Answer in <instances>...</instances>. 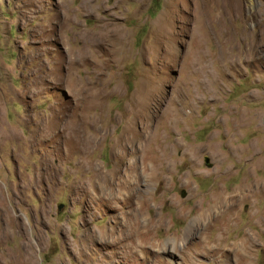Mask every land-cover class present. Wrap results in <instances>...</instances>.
I'll return each mask as SVG.
<instances>
[{
  "label": "rangeland",
  "instance_id": "1",
  "mask_svg": "<svg viewBox=\"0 0 264 264\" xmlns=\"http://www.w3.org/2000/svg\"><path fill=\"white\" fill-rule=\"evenodd\" d=\"M255 182L264 0H0V264H26L28 245L32 264H264Z\"/></svg>",
  "mask_w": 264,
  "mask_h": 264
},
{
  "label": "bare ground",
  "instance_id": "2",
  "mask_svg": "<svg viewBox=\"0 0 264 264\" xmlns=\"http://www.w3.org/2000/svg\"><path fill=\"white\" fill-rule=\"evenodd\" d=\"M227 5H232L233 6V4H229V3H227V2H224L223 3V6H227ZM228 7V6H227ZM222 8H224V7H222ZM230 9V8H229ZM229 12H231L230 10H229ZM232 13V12H231ZM85 90V89H84ZM84 92V91H83ZM82 95H83V93H81ZM90 94V93H89ZM86 95V94H85ZM89 96V95H88ZM83 98V97H82ZM78 101V100H77ZM81 101V100H80ZM83 103V102H82ZM175 111H176V107H174L173 108ZM84 115V114H83ZM83 115H79V116H77V119H76V121L77 122H75V125H73L72 126V128H79V122H81V121H84V120H86V119H84L85 118V116H83ZM242 119V118H241ZM65 127V126H64ZM63 127V128H64ZM71 128V127H70ZM70 130V129H69ZM80 132V131H79ZM68 139H72V141H74L75 143L77 142V143H80L79 142V137H77L76 135H70L69 136V138ZM121 143V142H120ZM259 161V160H258ZM130 166H131V164H130ZM126 168V167H125ZM132 168V167H131ZM116 170V169H115ZM118 170H119V168H118ZM129 171H130V169H129ZM142 171V170H141ZM145 171V170H144ZM114 172V171H113ZM119 172V171H118ZM115 173V172H114ZM129 173V172H128ZM127 173V174H128ZM152 173V172H151ZM126 174V175H127ZM95 176H96V178H95V180H97V182H96V184H97V187H98V189H100L101 191H105V189H108V185L109 186H111V185H113V187L115 186V185H117L115 182H114V178L113 177H108V178H104L103 179V175H102V173L101 172H97L96 174H95ZM119 176V175H118ZM116 176L115 178L116 179H118V185H121V184H123V183H126L127 182V180H129V178L127 177V176ZM153 176V175H152ZM253 186H255L256 187V189L258 190V191H261V190H263L264 191V183L263 184H259V187H258V184H257V182H255V184L254 185H252V187ZM249 188L250 187H245V186H239V187H236V188H234V189H232L227 195H219V196H217L216 198H214V199H212V201L210 202V206L206 209V210H204L203 212H201V213H199V215L197 216V217H194L193 219H192V221L189 223V226H188V228L186 229V231L184 232V235L185 236H189L190 234H192V235H198V236H201L202 237V233L205 231V229H207V227L210 225V223L211 222H213L214 220H216L218 217H220V216H222L223 214H225V213H227L228 211H230L231 209H233V207H234V209L236 208L235 206H237L238 205V202L241 200V199H243V198H245V197H248L249 196V194H251V192L249 193ZM77 189H79L81 192L82 191H85V187L83 186V185H78L77 186ZM97 189V190H98ZM130 189V188H129ZM242 190H244V192H242ZM119 193V192H118ZM121 193V192H120ZM132 193V192H131ZM86 194V193H85ZM116 195V194H115ZM114 195V196H115ZM101 196V195H100ZM113 196V197H114ZM117 196V195H116ZM115 196V197H116ZM114 197V198H115ZM127 195L126 196H124L123 197V199H121L120 198V200H126L127 198ZM129 198V197H128ZM119 199V198H118ZM139 201V200H138ZM143 202V201H142ZM137 203V202H136ZM133 204V203H132ZM131 205V204H130ZM135 205V204H134ZM138 206V205H137ZM134 214H135V216L136 217H138L137 216V214H138V212L134 209ZM126 215V214H125ZM211 217V218H210ZM226 217V219H227V217L230 219V215H226L225 216ZM10 218V217H9ZM221 218V217H220ZM259 218H262V217H259ZM128 219V218H127ZM147 220V219H146ZM263 220V219H262ZM137 221V220H136ZM224 223V222H223ZM261 223H262V221H261ZM124 225H125V228L123 229V228H121L123 231H124V235L126 236V237H133V238H135L136 240H134L135 241V245L136 246H139L140 244H142L141 242H140V237H137V235H135V236H133V233L131 232V231H133L132 229H138V226H137V224L134 222V221H130V220H125L124 221ZM141 231V230H140ZM220 231H221V229H220ZM111 233V232H110ZM137 233V232H136ZM141 233H142V231H141ZM144 233V232H143ZM120 234V233H119ZM138 234V233H137ZM138 235H140V234H138ZM123 236V235H122ZM121 235L119 236V237H122ZM118 237V238H119ZM201 237H200V239H201ZM250 238V237H249ZM113 239V238H112ZM120 239V238H119ZM124 239V238H123ZM172 241L173 242H175L176 243V239L175 238H173L172 239ZM244 241H245V239H244ZM252 241V240H251ZM250 241V242H251ZM112 242V241H111ZM116 242V241H115ZM114 242V243H115ZM153 242V241H152ZM240 242V241H239ZM239 242H238V244H239ZM247 244H249V242L247 243ZM231 245H232V243L230 244V246H229V248H231L232 249V251H233V253L235 254V252H238L241 256H240V259H239V261H247L246 259H248V256H249V253L247 252V250H243V249H238V248H234V247H231ZM241 245V244H240ZM244 245V244H243ZM242 245V246H243ZM253 245V244H252ZM170 246H174V243H171V245ZM214 246V245H213ZM234 246H238L237 245V243H236V245H235V243H234ZM248 246V245H247ZM129 248V247H128ZM131 248H134V247H131ZM223 248V247H222ZM242 248H244V247H242ZM163 250H166L167 249V251L169 250V248H166L165 249V247L164 248H162ZM227 249V248H226ZM229 250V249H228ZM249 250V249H248ZM225 252V251H224ZM231 252V250H229V253ZM228 253V252H227ZM232 256V255H231ZM236 257V256H235ZM242 257V258H241ZM238 258V257H237ZM21 259L22 260H25V262H26V264H32V259H33V255H32V250H31V245H28L27 246V248L23 251V253H22V257H21ZM235 259V258H234Z\"/></svg>",
  "mask_w": 264,
  "mask_h": 264
}]
</instances>
